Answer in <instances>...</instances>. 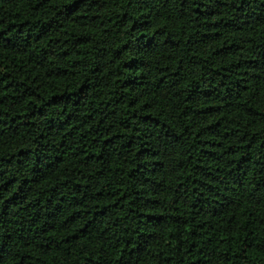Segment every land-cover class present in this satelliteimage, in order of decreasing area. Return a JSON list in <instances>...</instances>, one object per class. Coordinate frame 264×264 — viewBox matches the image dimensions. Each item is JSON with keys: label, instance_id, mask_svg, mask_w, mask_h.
Instances as JSON below:
<instances>
[{"label": "trees", "instance_id": "obj_1", "mask_svg": "<svg viewBox=\"0 0 264 264\" xmlns=\"http://www.w3.org/2000/svg\"><path fill=\"white\" fill-rule=\"evenodd\" d=\"M0 264H264V0H0Z\"/></svg>", "mask_w": 264, "mask_h": 264}]
</instances>
